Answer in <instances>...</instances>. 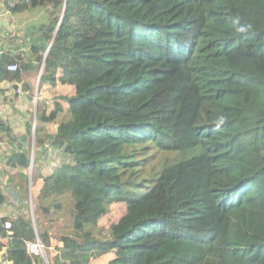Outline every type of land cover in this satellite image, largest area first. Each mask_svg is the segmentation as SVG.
I'll list each match as a JSON object with an SVG mask.
<instances>
[{
	"label": "trees",
	"instance_id": "obj_1",
	"mask_svg": "<svg viewBox=\"0 0 264 264\" xmlns=\"http://www.w3.org/2000/svg\"><path fill=\"white\" fill-rule=\"evenodd\" d=\"M3 2L45 14L0 82L43 64L40 84L74 91L20 134L0 115V205L19 209L0 216L2 264H46L27 251L37 238L47 264H264V0ZM51 149L62 161L42 175ZM117 202L124 215L100 227Z\"/></svg>",
	"mask_w": 264,
	"mask_h": 264
},
{
	"label": "crops",
	"instance_id": "obj_2",
	"mask_svg": "<svg viewBox=\"0 0 264 264\" xmlns=\"http://www.w3.org/2000/svg\"><path fill=\"white\" fill-rule=\"evenodd\" d=\"M44 10H27L22 11L18 13H12L10 11V8L3 2V0H0V59L4 55L9 56H25L29 55V49L30 46L33 43L35 31L34 28L36 25L40 23V21L44 18ZM34 27V28H33ZM40 69V68H39ZM30 72V71H28ZM27 73V72H26ZM24 78L22 81H7L3 80L0 82V115L4 120H7L9 124L11 125L13 132L15 134H20L24 132V124L25 120V112H19L15 113L13 112L11 114L10 109L12 108V104L18 103L20 100H22V95L29 94L32 88V85L29 81H27L28 77ZM24 83H28L29 88L25 89ZM62 86L65 84H61ZM43 87L45 90L47 88H50V90H53L54 88H51L50 85L47 83H44ZM11 114V116H9ZM31 139L33 140V132L31 135ZM34 147L31 148V166H32V158L34 153ZM9 146L4 142L0 141V155H3L6 151H8ZM0 162V181L4 183L5 181V175L3 172L4 166ZM32 169V167L30 168ZM25 173V170H22ZM33 171V170H32ZM46 175V174H45ZM30 176V175H28ZM37 180H40V184L37 185L38 191L42 185V179L36 178ZM30 177H28V185H29ZM36 192V194L38 193ZM121 203V202H120ZM115 204V203H114ZM28 205V204H27ZM6 206V208H11L8 213H0V216L3 215H15L19 213V209L16 206L11 205L9 202L4 203L0 205V210ZM1 212V211H0ZM33 216V215H32ZM32 216H30L32 218ZM54 251V250H53ZM51 254L52 251H50ZM107 257L106 263L114 258V253L109 252L104 254L103 256H100L99 258H96L99 260L100 258ZM2 255L0 257V264H2ZM5 264H7L5 262Z\"/></svg>",
	"mask_w": 264,
	"mask_h": 264
},
{
	"label": "rangeland",
	"instance_id": "obj_3",
	"mask_svg": "<svg viewBox=\"0 0 264 264\" xmlns=\"http://www.w3.org/2000/svg\"><path fill=\"white\" fill-rule=\"evenodd\" d=\"M34 28V27H33ZM36 30V28H34ZM39 75H40V69L35 70V71H30L27 72L25 75V78L28 77L27 81L30 82L32 85L31 92H32V97L29 98V94H24L22 95V100H20L16 104H12V108L10 109L11 114L13 112L19 113V112H25V120L27 122H30L34 125L35 122V113L38 108L42 107L43 105L47 108L48 111H50L53 108L54 101L55 99L60 96H70L73 94L74 88L71 85H61L60 83L57 84V86L53 89L50 90V88H45L43 87L44 84H40L39 82ZM9 114V116H11ZM14 114V113H13ZM56 124H48L46 126V130L49 132L55 131ZM34 147L33 145V140L30 138L29 140V148ZM34 149V148H33ZM44 159L50 160L46 161V163L41 167L42 168V175L48 174L53 167L59 165L62 161V156L54 151V150H49V155H46ZM33 169H28L25 170V173L30 175V180H29V185L27 187V192H26V199H27V204L28 208L26 209L25 213L29 216H32V209H33V199L34 196L36 195V192L38 191L37 185L40 184V180L36 179ZM178 185L180 188H185L188 186V171L185 166H182L179 172V181ZM11 208H2L0 213H8ZM125 213V205L124 203H113L110 207V210L105 214L98 222V225L103 228H108L112 223L118 221L121 216H123ZM44 256L46 258V254L44 253ZM43 257V256H42ZM44 258V257H43ZM107 257L100 258L99 260L93 259L91 260L90 264H105L106 263ZM47 260V258H46Z\"/></svg>",
	"mask_w": 264,
	"mask_h": 264
},
{
	"label": "built area",
	"instance_id": "obj_4",
	"mask_svg": "<svg viewBox=\"0 0 264 264\" xmlns=\"http://www.w3.org/2000/svg\"><path fill=\"white\" fill-rule=\"evenodd\" d=\"M17 68H18L17 63H10L7 65V69L11 70V71L16 70ZM9 225H10L9 223H5V227H9ZM26 248H27V251L29 253L39 254V255L43 256L45 259L44 253L46 254V251H45L43 245L40 243L38 238L35 242H26ZM49 250L52 251V253L54 252L53 247H50Z\"/></svg>",
	"mask_w": 264,
	"mask_h": 264
},
{
	"label": "water",
	"instance_id": "obj_5",
	"mask_svg": "<svg viewBox=\"0 0 264 264\" xmlns=\"http://www.w3.org/2000/svg\"><path fill=\"white\" fill-rule=\"evenodd\" d=\"M51 42H52V40H51ZM42 66H43V64H42ZM42 66L40 67V74H41V70H42ZM39 78H40V75H39ZM34 134V133H33ZM2 251H0V257H1V255H2ZM45 261H46V264H47V260H46V258L44 259ZM7 264H10V263H7Z\"/></svg>",
	"mask_w": 264,
	"mask_h": 264
}]
</instances>
